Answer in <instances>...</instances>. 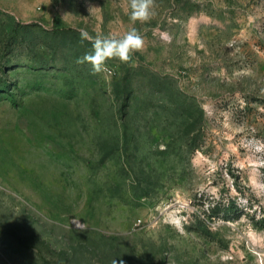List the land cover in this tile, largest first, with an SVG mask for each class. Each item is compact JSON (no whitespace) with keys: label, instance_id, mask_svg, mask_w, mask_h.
I'll use <instances>...</instances> for the list:
<instances>
[{"label":"rangeland","instance_id":"1","mask_svg":"<svg viewBox=\"0 0 264 264\" xmlns=\"http://www.w3.org/2000/svg\"><path fill=\"white\" fill-rule=\"evenodd\" d=\"M155 5L0 0V264H264V0Z\"/></svg>","mask_w":264,"mask_h":264},{"label":"clouds","instance_id":"2","mask_svg":"<svg viewBox=\"0 0 264 264\" xmlns=\"http://www.w3.org/2000/svg\"><path fill=\"white\" fill-rule=\"evenodd\" d=\"M129 6V19L133 24L147 22L155 15V0H129ZM79 34L81 41L92 44V51L78 58L77 63L91 65L93 75L104 73L106 79L111 75L108 60L118 59L121 63L135 67L133 54L144 46L143 37L135 27L121 37L103 36L99 33L93 36L83 28L79 30Z\"/></svg>","mask_w":264,"mask_h":264}]
</instances>
